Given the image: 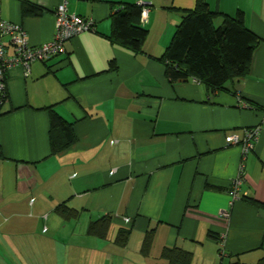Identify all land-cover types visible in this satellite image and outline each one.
<instances>
[{
    "label": "crops",
    "instance_id": "crops-1",
    "mask_svg": "<svg viewBox=\"0 0 264 264\" xmlns=\"http://www.w3.org/2000/svg\"><path fill=\"white\" fill-rule=\"evenodd\" d=\"M197 1L70 0L95 30L34 62L29 75L10 69L0 104V264H178L172 251L189 253V264L264 258V131L244 161L238 199L230 190L242 148L227 143L262 119L264 0H205L213 11H243L262 39L250 73L215 93L193 78L171 81L160 59ZM0 2L2 18L23 26L31 44L54 38L61 0ZM127 3L148 8L138 54L110 38L112 15ZM50 109L76 135L56 154ZM61 206L76 215L65 218ZM106 215L105 235L90 232Z\"/></svg>",
    "mask_w": 264,
    "mask_h": 264
},
{
    "label": "trees",
    "instance_id": "trees-1",
    "mask_svg": "<svg viewBox=\"0 0 264 264\" xmlns=\"http://www.w3.org/2000/svg\"><path fill=\"white\" fill-rule=\"evenodd\" d=\"M34 8L25 4L24 11ZM142 10L141 4L127 3L121 4L112 15L111 40L137 54L143 52L148 36L141 19ZM218 16L223 17V22L216 27ZM261 42V37L247 27L243 11L231 16L213 11L205 0H198L193 9L183 10V19L160 59L166 64V75L171 81L193 78L215 93L225 89L227 81L245 78L250 73L254 52ZM112 65L115 67L114 63ZM50 115L51 150L56 154L73 145L76 135L71 123L52 109ZM251 201L258 204L256 200ZM60 213L65 218L76 215V211L65 206L60 207ZM110 223L111 217L103 216L92 223L90 232L105 235ZM127 236L128 231H121L118 242L124 244ZM168 254L175 263H190L187 252ZM256 264H264V258Z\"/></svg>",
    "mask_w": 264,
    "mask_h": 264
},
{
    "label": "built area",
    "instance_id": "built-area-1",
    "mask_svg": "<svg viewBox=\"0 0 264 264\" xmlns=\"http://www.w3.org/2000/svg\"><path fill=\"white\" fill-rule=\"evenodd\" d=\"M69 1L70 0H61L56 8V29L54 38L40 45H33L30 43L28 32L23 26L4 20L1 16L0 7V104L8 100V73L10 69L22 66L24 73L29 75L31 66L34 62H47L57 55L66 53V42L68 40L84 31L95 30L96 21L93 18H86L70 12L68 8ZM121 8H123V6H121ZM147 18L148 8L143 5L141 15L142 22L145 23ZM10 48H12L11 52H9ZM262 131H264V107L262 119L258 125L246 129L243 137L232 134L227 139L228 144H237L242 148L243 160L240 163L237 176L232 180L230 190L234 199L239 198L240 189L245 179L244 161L254 148ZM222 252H224V248Z\"/></svg>",
    "mask_w": 264,
    "mask_h": 264
},
{
    "label": "rangeland",
    "instance_id": "rangeland-1",
    "mask_svg": "<svg viewBox=\"0 0 264 264\" xmlns=\"http://www.w3.org/2000/svg\"><path fill=\"white\" fill-rule=\"evenodd\" d=\"M215 26L218 27L219 26V23L218 21L215 22Z\"/></svg>",
    "mask_w": 264,
    "mask_h": 264
}]
</instances>
